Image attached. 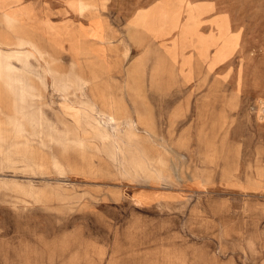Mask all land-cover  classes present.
Wrapping results in <instances>:
<instances>
[{"label": "rangeland", "instance_id": "374dc122", "mask_svg": "<svg viewBox=\"0 0 264 264\" xmlns=\"http://www.w3.org/2000/svg\"><path fill=\"white\" fill-rule=\"evenodd\" d=\"M225 1L247 82L181 108L148 60L79 64L65 24L49 41L0 10V264H264V145L238 143L264 131V0Z\"/></svg>", "mask_w": 264, "mask_h": 264}, {"label": "crops", "instance_id": "0c3cea01", "mask_svg": "<svg viewBox=\"0 0 264 264\" xmlns=\"http://www.w3.org/2000/svg\"><path fill=\"white\" fill-rule=\"evenodd\" d=\"M0 10L25 17L32 31L49 41L65 24L61 34L66 56L79 64L90 58L98 65L121 68L148 60L157 68V82L174 84L170 99L175 108L185 99L212 94L194 90L199 84L223 83L236 89L247 82L245 22L233 20L225 0H0ZM230 34L237 35L231 40L236 47L225 56ZM256 65L262 73V62ZM256 93L264 95L262 85ZM240 139L244 147H262L264 131ZM199 184L190 182L183 191L199 192ZM145 191L159 200L183 195L181 189Z\"/></svg>", "mask_w": 264, "mask_h": 264}]
</instances>
